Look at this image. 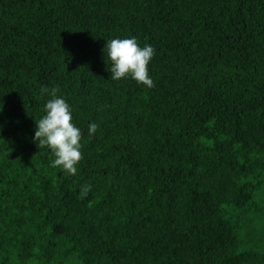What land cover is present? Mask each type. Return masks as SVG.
I'll return each mask as SVG.
<instances>
[{"label":"trees","instance_id":"16d2710c","mask_svg":"<svg viewBox=\"0 0 264 264\" xmlns=\"http://www.w3.org/2000/svg\"><path fill=\"white\" fill-rule=\"evenodd\" d=\"M126 38L154 87L110 78ZM53 88L75 176L34 142ZM263 184L264 0H0V264H264Z\"/></svg>","mask_w":264,"mask_h":264},{"label":"clouds","instance_id":"9594fccd","mask_svg":"<svg viewBox=\"0 0 264 264\" xmlns=\"http://www.w3.org/2000/svg\"><path fill=\"white\" fill-rule=\"evenodd\" d=\"M108 58L112 62V80L131 77L137 83L148 88L154 87L149 76L148 65L155 54L151 45L140 47L135 38L112 39L106 42ZM43 93L49 90L43 88ZM58 89H51L50 99L45 105L46 115L36 122L34 142L38 148L47 147L55 159L51 167L60 168L69 175L77 174V165L83 159L81 149L82 134L72 123V113L69 104L63 98H57ZM98 125L91 123L88 127L89 136H93ZM90 185L81 188V195L86 197Z\"/></svg>","mask_w":264,"mask_h":264},{"label":"rangeland","instance_id":"374dc122","mask_svg":"<svg viewBox=\"0 0 264 264\" xmlns=\"http://www.w3.org/2000/svg\"><path fill=\"white\" fill-rule=\"evenodd\" d=\"M263 189H264V184H263ZM261 196V195H258V197ZM264 196V195H263Z\"/></svg>","mask_w":264,"mask_h":264}]
</instances>
